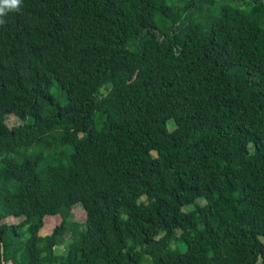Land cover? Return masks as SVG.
<instances>
[{
    "label": "trees",
    "instance_id": "obj_1",
    "mask_svg": "<svg viewBox=\"0 0 264 264\" xmlns=\"http://www.w3.org/2000/svg\"><path fill=\"white\" fill-rule=\"evenodd\" d=\"M0 19V264L264 261V0Z\"/></svg>",
    "mask_w": 264,
    "mask_h": 264
},
{
    "label": "rangeland",
    "instance_id": "obj_2",
    "mask_svg": "<svg viewBox=\"0 0 264 264\" xmlns=\"http://www.w3.org/2000/svg\"><path fill=\"white\" fill-rule=\"evenodd\" d=\"M7 123L10 127L17 126L21 123V121L14 117V116H9L7 117ZM72 220L77 221V222H85L86 220V213L82 209L81 206H76L72 211ZM23 220V218H8L4 220V222L9 223V224H15L19 223ZM62 222V218L60 215L57 216H48L45 218V226L41 231L42 236H48L52 233L53 229L59 225ZM264 241V238H262ZM259 264H264V261H260Z\"/></svg>",
    "mask_w": 264,
    "mask_h": 264
},
{
    "label": "clouds",
    "instance_id": "obj_3",
    "mask_svg": "<svg viewBox=\"0 0 264 264\" xmlns=\"http://www.w3.org/2000/svg\"><path fill=\"white\" fill-rule=\"evenodd\" d=\"M22 6V0H0V17L5 16L8 12L19 11ZM5 21L0 19V25Z\"/></svg>",
    "mask_w": 264,
    "mask_h": 264
},
{
    "label": "water",
    "instance_id": "obj_4",
    "mask_svg": "<svg viewBox=\"0 0 264 264\" xmlns=\"http://www.w3.org/2000/svg\"><path fill=\"white\" fill-rule=\"evenodd\" d=\"M1 243H2V241H1ZM2 262H3V264H6L5 258H4V245H3V243H2Z\"/></svg>",
    "mask_w": 264,
    "mask_h": 264
}]
</instances>
